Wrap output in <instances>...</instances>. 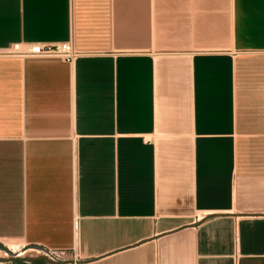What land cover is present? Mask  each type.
<instances>
[{"label": "crops", "instance_id": "0c3cea01", "mask_svg": "<svg viewBox=\"0 0 264 264\" xmlns=\"http://www.w3.org/2000/svg\"><path fill=\"white\" fill-rule=\"evenodd\" d=\"M60 41L0 54V264H264V0H0Z\"/></svg>", "mask_w": 264, "mask_h": 264}, {"label": "built area", "instance_id": "2783aa9c", "mask_svg": "<svg viewBox=\"0 0 264 264\" xmlns=\"http://www.w3.org/2000/svg\"><path fill=\"white\" fill-rule=\"evenodd\" d=\"M3 55H19V56H58L68 61L74 60L80 51L76 50L70 41H60L53 44L42 42H14L0 50ZM26 252V249L13 252L17 257L21 254L26 256L32 253L36 256H41L44 259V264H76L79 260L75 249H58L43 245H38ZM4 260L0 259V263Z\"/></svg>", "mask_w": 264, "mask_h": 264}, {"label": "bare ground", "instance_id": "6f19581e", "mask_svg": "<svg viewBox=\"0 0 264 264\" xmlns=\"http://www.w3.org/2000/svg\"><path fill=\"white\" fill-rule=\"evenodd\" d=\"M8 245H9V247L12 248L13 250H15V249L18 248V245L15 244V243H13V242H11V241L8 242Z\"/></svg>", "mask_w": 264, "mask_h": 264}, {"label": "rangeland", "instance_id": "374dc122", "mask_svg": "<svg viewBox=\"0 0 264 264\" xmlns=\"http://www.w3.org/2000/svg\"><path fill=\"white\" fill-rule=\"evenodd\" d=\"M12 249V248H11ZM36 255H34V254H32L31 253V256L30 255H28L27 257H35Z\"/></svg>", "mask_w": 264, "mask_h": 264}]
</instances>
